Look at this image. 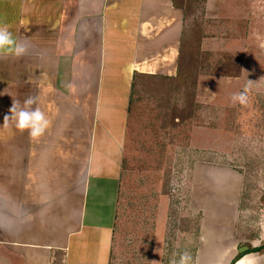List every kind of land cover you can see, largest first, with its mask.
Segmentation results:
<instances>
[{
  "label": "crops",
  "instance_id": "crops-1",
  "mask_svg": "<svg viewBox=\"0 0 264 264\" xmlns=\"http://www.w3.org/2000/svg\"><path fill=\"white\" fill-rule=\"evenodd\" d=\"M184 16L174 0H0V21L28 45L0 57V264H165V180L132 218L121 208L131 171L149 169L142 156L171 144L159 133L187 121L165 92L180 90ZM28 96L50 121L36 140L3 125ZM152 96L161 113L145 112ZM198 243L194 264L201 230Z\"/></svg>",
  "mask_w": 264,
  "mask_h": 264
},
{
  "label": "rangeland",
  "instance_id": "rangeland-1",
  "mask_svg": "<svg viewBox=\"0 0 264 264\" xmlns=\"http://www.w3.org/2000/svg\"><path fill=\"white\" fill-rule=\"evenodd\" d=\"M182 1L188 10L181 66L183 71L189 66L188 81L197 82L195 105L187 121L159 133L158 139L171 142L164 153L155 149V154L142 156L151 164L143 158L136 165L149 169L131 171L121 213L132 218L131 209H140L142 196L152 194L163 178L171 207L165 264L185 250L194 264L200 230L197 264H230L248 251L239 248L264 242V0ZM230 53L242 57L239 77L226 76L230 69L221 64ZM248 80L253 81L248 104L233 105V93L242 91ZM165 92L183 107L184 90L173 85ZM150 100L156 106L148 105L145 112L161 113L158 101L163 97ZM155 200L151 196L150 207ZM242 257L259 264L264 254Z\"/></svg>",
  "mask_w": 264,
  "mask_h": 264
},
{
  "label": "clouds",
  "instance_id": "clouds-1",
  "mask_svg": "<svg viewBox=\"0 0 264 264\" xmlns=\"http://www.w3.org/2000/svg\"><path fill=\"white\" fill-rule=\"evenodd\" d=\"M27 51L28 45L15 39L7 25L0 21V57L15 56L19 58L26 55ZM252 83V80H248L242 91L233 93L231 97L233 105L246 106L248 104ZM36 103L37 98L33 96H28L23 101V105L18 100H13L9 109L11 115H5L3 125L8 127L10 122H14L17 130L21 132L27 130L33 140L40 138L48 129L50 121L39 107H32ZM175 256L179 258L176 259ZM192 259L191 253L185 250L174 254L169 264H192ZM156 262L158 264V261ZM238 264H251V261L248 257H243Z\"/></svg>",
  "mask_w": 264,
  "mask_h": 264
},
{
  "label": "trees",
  "instance_id": "trees-1",
  "mask_svg": "<svg viewBox=\"0 0 264 264\" xmlns=\"http://www.w3.org/2000/svg\"><path fill=\"white\" fill-rule=\"evenodd\" d=\"M179 0H174L175 4H177L178 6H180L181 8L184 9L185 13L187 12L188 8L186 7V5L184 4V2L182 1L181 3L178 2ZM190 7V6H188ZM185 37V35H184ZM185 53V40L183 39L182 42V49H181V55H180V73L178 75V79L177 81L179 82V89L184 90V94L182 95V98L184 99V105L183 107H178L177 103L175 102V104L171 105V114L172 115H178L180 114L181 118L183 119L184 115H189L192 113V110L194 108L195 105V98H196V90H197V82L196 81H192L189 82L188 79L191 75V69H189V66L186 70V68L182 69V61H183V54ZM192 56V54L190 55V57ZM194 63L196 61L195 58V53H194ZM193 63V64H194ZM221 64H224L223 66H225L228 70L230 69V72L226 73V76H230L232 77H239L242 74L243 71V61H242V57L239 55H233L230 53V55H226L224 61L221 62ZM183 65V64H182ZM178 86L176 85L175 89ZM263 201H264V197H263ZM250 252H256V253H260L263 254L264 253V242H262L259 246L253 247L251 245H249L248 251L246 253H250ZM244 253V254H246ZM244 254H238L237 256H235L230 264H235L237 260H239Z\"/></svg>",
  "mask_w": 264,
  "mask_h": 264
},
{
  "label": "water",
  "instance_id": "water-1",
  "mask_svg": "<svg viewBox=\"0 0 264 264\" xmlns=\"http://www.w3.org/2000/svg\"><path fill=\"white\" fill-rule=\"evenodd\" d=\"M246 250H248V247L247 246H244V247L239 248V252H244Z\"/></svg>",
  "mask_w": 264,
  "mask_h": 264
}]
</instances>
